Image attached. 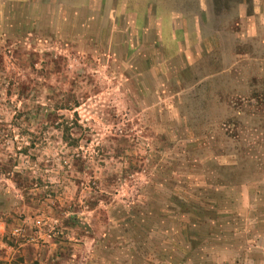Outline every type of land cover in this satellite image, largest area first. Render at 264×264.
<instances>
[{
    "label": "rangeland",
    "instance_id": "rangeland-1",
    "mask_svg": "<svg viewBox=\"0 0 264 264\" xmlns=\"http://www.w3.org/2000/svg\"><path fill=\"white\" fill-rule=\"evenodd\" d=\"M49 1V23L0 35L4 250L264 264V0ZM159 23L184 42L154 44Z\"/></svg>",
    "mask_w": 264,
    "mask_h": 264
},
{
    "label": "crops",
    "instance_id": "crops-1",
    "mask_svg": "<svg viewBox=\"0 0 264 264\" xmlns=\"http://www.w3.org/2000/svg\"><path fill=\"white\" fill-rule=\"evenodd\" d=\"M49 3H50L49 0H0V35L1 37H3V34L9 35L8 33H18L19 31H25V33H31L32 31L38 29L37 25L39 24L40 21L45 24L49 23L50 22ZM30 7H33V8L30 9ZM45 7L47 8L45 9ZM60 13L61 11L59 12V15ZM143 16L144 17L142 18V21L140 19L137 22V25L139 27L138 28L139 30L137 29L138 31H140L141 29L142 31H144L145 29V26H143V22L145 24V20L147 17L145 13ZM58 20L60 22V19ZM20 21H22V25H20L19 23ZM170 22L173 25V23L175 22L174 18H171ZM159 27H163V23H159L158 27L155 30L154 44H158V43L163 44L162 42L163 34L162 33L164 32L160 31ZM169 30H170L169 32H165V33H168L167 38L171 37L172 40H176V42L178 41V43L184 42L185 35L179 34V33H185L183 32L181 27L172 26V28H170ZM179 47L180 49L182 48L181 45H179ZM18 205L19 207L21 206L20 203H16V206ZM25 209L29 210V208H26V206H25ZM13 211L17 213L16 209H13ZM0 214H1L0 215V252L3 253L0 256V263L5 264L3 263L4 260H9V257L12 256L11 259L17 264L16 258L23 256L24 257L23 261L18 264H47V262L44 261V258L48 250L46 249L47 247H42V248L36 247L32 249L33 254H26L27 247H23L19 251H13V250L5 251L4 250V248H8V249L10 248L4 236L6 235L5 233L7 232V229H8L7 225L10 221V219H8V216H12V215L11 214L8 215L6 213L5 214L0 213ZM123 214L126 215V220L131 225L135 223L133 222L134 220H137V219H134V217H132L129 212L123 213ZM166 217L170 218L169 221H172L173 219L178 218V216L174 215L173 212L166 214ZM159 220L161 222L163 221L162 219H157L154 223L152 222L156 226V228H159L160 226H162V224L160 225ZM147 223L148 221L146 220L145 224ZM161 229L162 227L160 228V230ZM60 251L62 250L59 247L58 252ZM16 252H19V253H16ZM5 253L8 254V257L3 256Z\"/></svg>",
    "mask_w": 264,
    "mask_h": 264
},
{
    "label": "built area",
    "instance_id": "built-area-1",
    "mask_svg": "<svg viewBox=\"0 0 264 264\" xmlns=\"http://www.w3.org/2000/svg\"><path fill=\"white\" fill-rule=\"evenodd\" d=\"M35 227H37L39 230H47V235L50 236V233H52L56 229V225L53 222H48L44 218L36 217L34 220ZM12 236L16 238H24L26 237V230L23 226H17L14 227L11 231ZM46 232L44 233V236L47 237Z\"/></svg>",
    "mask_w": 264,
    "mask_h": 264
},
{
    "label": "flooded vegetation",
    "instance_id": "flooded-vegetation-1",
    "mask_svg": "<svg viewBox=\"0 0 264 264\" xmlns=\"http://www.w3.org/2000/svg\"><path fill=\"white\" fill-rule=\"evenodd\" d=\"M145 2H146V0H142V3H140V5L142 4V6H144L145 5ZM163 30H164V33L170 31V30L169 31H166L165 29H163Z\"/></svg>",
    "mask_w": 264,
    "mask_h": 264
}]
</instances>
